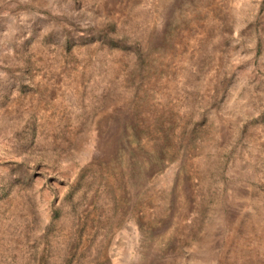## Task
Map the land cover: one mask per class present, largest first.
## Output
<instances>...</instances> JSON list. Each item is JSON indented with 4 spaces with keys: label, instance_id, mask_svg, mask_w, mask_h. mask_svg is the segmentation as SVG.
I'll return each instance as SVG.
<instances>
[{
    "label": "rangeland",
    "instance_id": "1",
    "mask_svg": "<svg viewBox=\"0 0 264 264\" xmlns=\"http://www.w3.org/2000/svg\"><path fill=\"white\" fill-rule=\"evenodd\" d=\"M0 264H264V0H0Z\"/></svg>",
    "mask_w": 264,
    "mask_h": 264
}]
</instances>
